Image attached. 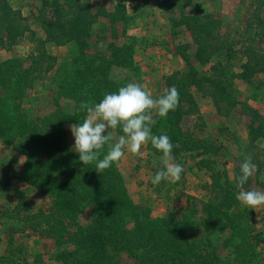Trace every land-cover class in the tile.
I'll return each mask as SVG.
<instances>
[{"label": "trees", "instance_id": "trees-1", "mask_svg": "<svg viewBox=\"0 0 264 264\" xmlns=\"http://www.w3.org/2000/svg\"><path fill=\"white\" fill-rule=\"evenodd\" d=\"M40 1L26 17L9 0H0V142L6 149L17 146V156L24 158L21 170L11 178L33 186L47 198L31 211L26 209V196L15 190L19 200L15 208L23 215L13 218L23 223V232L28 228L51 243L58 264H264L255 212L236 199L239 172L233 183L223 177L209 158L222 148L198 136L192 121L203 119L192 94L196 89L211 99L218 114L236 112L246 119L248 150L264 138L262 115L235 96L237 79L251 83L264 75V0H251L250 20L239 42L222 34L218 17L202 0H161L171 13L174 35L178 30L183 33L175 51L187 72L165 78L163 93L175 86L179 103L164 118L153 113L152 131L169 137L174 157L193 152L205 156L200 166L210 173L211 183L206 185V201H194L189 208L159 218L134 201L118 162L98 173L94 165H82L78 153L66 144V127L86 117L79 110L82 101L98 103L104 94L126 85L112 80V68L141 75L137 60L141 42L126 30L131 17L124 3L113 2L114 10L109 11L105 5L95 8L86 0ZM100 17L108 20L111 30L105 50L91 36ZM31 22L41 25L43 38L32 30ZM119 26L123 30L118 32ZM28 35L35 50L28 56L11 55ZM72 43L77 46L76 56L58 65L47 44L64 47ZM238 44L240 50L235 48ZM237 52L244 61L239 74L233 67ZM39 83L46 84L50 99L49 113L42 116L32 115L25 103ZM120 134L119 129L112 132ZM107 150L105 145L100 158ZM147 150L161 154L150 142ZM251 160L255 171L244 189L264 191L263 164L256 154ZM42 263L43 255H38L34 264Z\"/></svg>", "mask_w": 264, "mask_h": 264}, {"label": "rangeland", "instance_id": "rangeland-1", "mask_svg": "<svg viewBox=\"0 0 264 264\" xmlns=\"http://www.w3.org/2000/svg\"><path fill=\"white\" fill-rule=\"evenodd\" d=\"M11 5L30 17L33 8L40 4V0H9ZM95 8L105 5L109 11L114 10L113 2H123L131 22L127 27L128 34L140 40L138 62L141 65V75L136 77L132 71L112 68L111 78L120 84L129 82L139 83L153 97L160 96L164 91V80L170 74L180 71L187 72L185 63L175 51L179 40L183 39L181 30L174 35L170 22L171 13L162 6L161 0H86ZM203 6L214 13L222 25V34L230 40L239 42L245 36L247 22L250 20L251 0H202ZM264 10V8H263ZM32 30L43 38L44 32L40 24L31 22ZM123 27L118 28V32ZM110 25L106 18L100 17L92 29V39L105 50L111 40ZM182 33V34H181ZM28 37L16 45L11 55L28 56L35 50L36 44ZM181 43V41H180ZM179 43V44H180ZM241 44L235 48L240 50ZM262 46H264V38ZM195 48L192 49V51ZM47 50L58 60V65L70 61L77 54V46L68 44L58 47L47 44ZM6 55V54H5ZM241 53L237 52L233 59L236 73H240L243 63ZM53 72H51V77ZM49 76V77H50ZM47 83V81H46ZM235 96L240 103L251 106L259 111L264 120V75H259L251 83L236 80ZM46 84L39 83L26 96V106L32 115L49 113L50 99H47ZM202 121L196 123L194 130L202 138L212 141L222 150L218 155H209L216 167L224 173L223 177L231 183L239 172L238 164L245 158H254L256 154L264 168V138L256 143L254 150H248V122L245 118L237 116L236 112L229 115L218 114L216 106L211 99L205 97L200 91L193 89ZM32 108V109H30ZM52 108V107H51ZM71 127H66V144L72 150L74 138ZM119 135H113V142ZM18 147L5 148L0 142V264H34L38 255H43L42 264H58L56 261V248L46 243L37 233L23 232L25 226L13 217H19V200L16 191L26 196L28 206L26 209L36 211L47 202V198L33 186L11 178L21 170L24 163L22 156H17ZM141 154L125 152L118 162L124 181L132 194L134 201L149 208L155 217H164L169 212L181 211L192 206L194 201L209 198L206 185L211 183L210 173L201 168L200 162L205 157L201 153H184L177 157L172 156L175 163L183 165L184 171L181 179L175 183L162 181L153 186L150 177L161 167L162 154H152L147 150V143L142 146ZM264 177V171L260 175ZM255 190L262 189L256 187ZM243 206V205H242ZM245 207V206H243ZM15 208V209H14ZM255 227L259 234V242L264 251V206L255 210ZM217 242V241H216Z\"/></svg>", "mask_w": 264, "mask_h": 264}, {"label": "clouds", "instance_id": "clouds-1", "mask_svg": "<svg viewBox=\"0 0 264 264\" xmlns=\"http://www.w3.org/2000/svg\"><path fill=\"white\" fill-rule=\"evenodd\" d=\"M179 103V93L175 86L158 97H153L139 83L129 82L117 91L104 94L98 103L82 101L79 110L86 112L81 123L71 126L74 138L72 150L78 153L82 165H94L101 173L119 162L125 152L141 154L146 143L162 154L161 167L150 177L153 186L162 181L178 182L184 171L183 165L172 160L174 145L167 135H155L152 128L156 117L164 118L174 111ZM119 129L120 135L113 142L112 132ZM108 146L106 154L100 158L101 150ZM255 171L250 157L240 164L239 175L235 178L238 189L236 199L245 207L255 210L264 206V191L245 190Z\"/></svg>", "mask_w": 264, "mask_h": 264}, {"label": "crops", "instance_id": "crops-1", "mask_svg": "<svg viewBox=\"0 0 264 264\" xmlns=\"http://www.w3.org/2000/svg\"><path fill=\"white\" fill-rule=\"evenodd\" d=\"M11 4V3H10ZM13 7V6H12ZM14 8V7H13ZM15 9V8H14ZM23 13V12H22ZM24 15V14H23ZM25 16V15H24ZM27 17V16H26Z\"/></svg>", "mask_w": 264, "mask_h": 264}]
</instances>
